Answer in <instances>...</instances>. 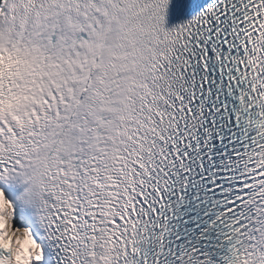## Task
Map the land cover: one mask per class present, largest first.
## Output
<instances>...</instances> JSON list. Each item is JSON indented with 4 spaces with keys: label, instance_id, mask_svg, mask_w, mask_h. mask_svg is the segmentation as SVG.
<instances>
[{
    "label": "snow or ice",
    "instance_id": "1",
    "mask_svg": "<svg viewBox=\"0 0 264 264\" xmlns=\"http://www.w3.org/2000/svg\"><path fill=\"white\" fill-rule=\"evenodd\" d=\"M0 0V264H264V0Z\"/></svg>",
    "mask_w": 264,
    "mask_h": 264
}]
</instances>
